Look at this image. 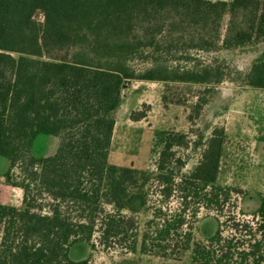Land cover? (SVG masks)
Masks as SVG:
<instances>
[{"label": "trees", "instance_id": "obj_1", "mask_svg": "<svg viewBox=\"0 0 264 264\" xmlns=\"http://www.w3.org/2000/svg\"><path fill=\"white\" fill-rule=\"evenodd\" d=\"M179 31L182 38L172 39ZM263 41L264 0H0V156L9 161L5 183L24 193L21 208L0 203V264H89L71 250L94 249L97 233L106 249L164 259L191 251L190 264H264V194L253 213H242L248 219L224 214L227 205L236 207L233 194L242 193L216 184L224 129L213 131L188 174L174 152L189 145L187 135L165 142L154 175L110 162L130 82L221 83L224 74L214 65L167 63L178 47L212 52ZM53 51L67 57L54 58ZM136 61L146 68L139 71ZM245 85L264 90V54ZM42 134L58 137L59 147L38 158L32 144ZM149 182L163 204L178 194L180 210L157 209L140 239L136 218L123 212L135 200L147 205ZM192 205L224 217L205 242L193 238Z\"/></svg>", "mask_w": 264, "mask_h": 264}, {"label": "rangeland", "instance_id": "obj_2", "mask_svg": "<svg viewBox=\"0 0 264 264\" xmlns=\"http://www.w3.org/2000/svg\"><path fill=\"white\" fill-rule=\"evenodd\" d=\"M228 21L229 16H226L221 28L223 38ZM181 38L179 31L172 39ZM159 39L165 40L163 34ZM178 48L180 52L175 58H170L168 66L199 69L214 65L220 68L224 80L205 85L130 82L122 93L125 103L120 110L110 162L119 167H132L154 175L157 173V163L165 142L170 138L176 142L180 135H187L185 141L189 145H176L174 152L177 158L185 162L182 172L188 174L202 160L206 143L213 131L224 129L225 145L216 184L242 191L240 194H233L232 203L236 207L227 205L224 214L231 212L240 219H248L242 213H253L260 205V195L264 194V90L246 86L245 79L253 63L264 54V41L237 50L219 47L216 51L202 52ZM182 53H186L189 59L181 58ZM66 55L65 51L50 53L54 58H64ZM132 64L139 71L146 68L139 61ZM142 115L144 118L138 119ZM58 147V137L42 134L33 141L32 152L36 157L44 158L54 155ZM8 168L9 161L0 156V177ZM147 189L150 194L146 206L135 200L123 212L136 218L140 239L147 222L154 217L157 209L162 208L168 215H174L180 210L178 194L167 204H163L154 182H149ZM20 190L0 182V203L19 205L21 200L23 202L24 195L23 190ZM187 215L193 227V238L199 242H205L216 232L217 217L224 220L216 210H207L202 205L190 206ZM224 235H230V231L225 230ZM99 236L97 233L94 237L96 247L89 248L87 252H83L84 246L73 247L72 258L81 259L84 253L89 264H190L191 251L180 258L164 259L143 255L139 251L126 252L117 246L106 249L99 243Z\"/></svg>", "mask_w": 264, "mask_h": 264}, {"label": "crops", "instance_id": "obj_3", "mask_svg": "<svg viewBox=\"0 0 264 264\" xmlns=\"http://www.w3.org/2000/svg\"><path fill=\"white\" fill-rule=\"evenodd\" d=\"M212 1H217V0H212ZM124 103H125V101H124V99H123V97H122V102H121V106H120V109H119V111H118V114H117V123H116V127H117V125H118V118L120 117V110L123 108V105H124ZM116 127H115V130H116ZM115 130H114V134H115ZM113 141H114V135H113ZM112 145H113V143H112ZM4 180V181H3ZM0 182H5V179H4V174L0 177ZM17 189H19V188H17ZM20 191H22V190H20ZM22 200H21V203L19 204V205H13L12 203H6V202H1V204H7V205H13V206H16V207H20V206H22ZM83 252H87V249H85V248H83ZM82 255L84 256V253H82Z\"/></svg>", "mask_w": 264, "mask_h": 264}, {"label": "built area", "instance_id": "obj_4", "mask_svg": "<svg viewBox=\"0 0 264 264\" xmlns=\"http://www.w3.org/2000/svg\"><path fill=\"white\" fill-rule=\"evenodd\" d=\"M44 20V15L41 14L40 17H39V21H43Z\"/></svg>", "mask_w": 264, "mask_h": 264}]
</instances>
